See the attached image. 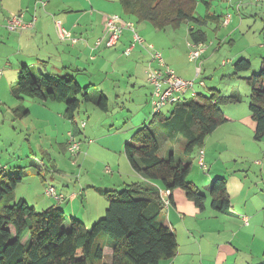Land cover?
Returning <instances> with one entry per match:
<instances>
[{"label":"crops","instance_id":"obj_1","mask_svg":"<svg viewBox=\"0 0 264 264\" xmlns=\"http://www.w3.org/2000/svg\"><path fill=\"white\" fill-rule=\"evenodd\" d=\"M119 1L0 0L1 9L5 13L3 16V25L5 19L11 14L22 13L24 20L27 22L33 16L36 17L32 28L17 32H8L4 29L7 37L4 35L3 30H0V38L3 39L5 36L7 42L13 48L11 54L8 56V60H6V66L9 69L5 70L3 67L2 72L0 71V76L2 77L0 79V85L3 82H10L11 79H15L16 82L19 68L22 65H27L52 76H60L65 73L73 74L82 86L92 85L99 92H102L107 98V101L110 95L105 90L106 86H109L113 90L112 93L115 94L116 98L126 95L131 96L134 92H137V98L143 96L145 105L141 120L139 118L137 120L133 119L131 121L133 125L129 127V132L118 137L116 142L111 134L104 136L103 140L107 141L111 137L112 140L102 148L108 153L115 154L113 158L110 157L105 161L108 163L106 167L115 169V172L108 171L105 167V173L108 177L104 183L106 187L104 190H118L123 188L124 185L145 181L140 174L131 168L123 154V147L124 143L132 136L137 128L150 120L147 121L150 117V114H148L147 100H149L151 106L152 90L149 88L151 85L147 81L146 70L149 66H157L151 60V52L153 49L162 55L165 65L172 69L179 77L185 80L195 79L193 71L179 67L176 61L178 54L180 56L183 54L184 47L186 53H188V43L190 42H184V47L178 52V48L171 41L172 36L175 35L164 33L168 36V42L165 45L160 44L159 34L161 32H167L171 28L160 31L152 28L148 23L135 24L133 21L127 20L124 17L123 19L126 21L133 22L137 33L144 41L143 47L134 46L131 48L132 34L129 30H124L115 46L106 48L103 45L106 39L103 31V20L111 14L121 16L122 11ZM204 1L209 2L211 7L212 0ZM40 2H45L46 4L42 6ZM200 2L203 3V0H200ZM220 4L222 5V9L220 10L221 14H212L218 17L215 25L200 27L192 23H185L187 24V35L189 29H201L207 37L206 29L211 28L214 32H217L222 28L224 34L219 33L217 36L219 45L215 49L216 56L217 52L221 50L222 44H228L232 47L237 44L236 37L244 39V36H235L237 33H241L242 35L244 33L241 32L242 24H236L230 13V7L231 10H236L238 15H240V11H244L247 14L250 11V16H255L257 21L263 22L258 29H255L254 33L251 29L253 34L257 33L260 35L258 38L260 41L256 42V40L252 39L251 42H241L240 46L243 49L230 55L232 73L227 75V77L232 81V85L226 86L223 88L225 89L223 91L237 93L241 97L240 91H243L241 84L245 85L243 79L249 76H241L240 74L242 73L233 76V64L239 58H245L251 62L252 69L253 63L258 64L259 62L260 65V60L264 57V0H220ZM204 16L205 14L198 17ZM227 18L228 22L225 23ZM58 25L64 30L69 31L71 36L77 39V42L61 41L57 34ZM250 28L251 26H247L245 30ZM99 40L102 43L100 46H96V42ZM171 45L172 48L169 47ZM203 45L204 48L200 54V60L205 58V54L208 51L206 50V44ZM150 46L152 49L149 48ZM251 57H254L255 60L251 61ZM34 64H37V66H33ZM74 70L79 71L75 74ZM197 78L200 79V76ZM203 83V86L197 84L198 88L196 89L195 87L196 93L204 95V91L202 90H207L208 94L205 96H209L210 90L214 88H208L206 83ZM147 84L150 86L147 87ZM13 86L9 87L11 97V88ZM219 89L215 90L222 93V90ZM140 90H142V93H139ZM187 93L182 96V101L189 100L185 99ZM241 102L242 97L241 101L237 104L221 106V111L228 118V121L217 127L207 136L202 147L199 148L203 150L205 168H200L198 165L199 149H195L191 156V169L193 167V159H195V168H199L201 171L198 173L196 171L187 178L195 188L199 191L200 189H204V193H208L209 195V188L213 179L223 177L226 180V189L231 208L227 214H219L210 207L209 197V203H207L206 199L203 210H199L191 201L187 200L181 190H175L172 194L166 190L161 192L163 200L169 199L170 195L171 200L167 207L163 205L159 218L164 225L174 232L178 248L175 257L169 261H162L160 264H264V150H261L258 156L253 155V159H260V162H258L259 160H255L253 165H251L249 151L251 150L254 122L249 110L246 111L242 107H240L241 109L237 107L241 106L239 105ZM48 104L58 103H37V106L45 110L41 114L47 117L46 120H42L45 123V128L50 126L54 119L53 113L48 110L49 108L56 110V119L66 120V123L71 125L64 117V107L60 109V107H53ZM32 106L34 107L36 105ZM171 109L172 107H167V112L164 114L168 116V112ZM62 111L63 115L61 116ZM29 114L30 110L28 109L26 116L16 118L12 113V117L15 120H21L28 117ZM146 115H148L147 118H145ZM139 121H141V124L138 125ZM77 125L79 127V124ZM84 130L85 134L91 132V128L87 124L81 129V133ZM133 130L134 132H132ZM69 133L67 134L68 137ZM99 139L103 141L101 138ZM261 141H264V137ZM246 142H250L249 146L245 145ZM54 143L57 145V137L47 138L46 141H43L44 146H40V148L46 149L44 147H52ZM91 143L88 142V152H90L91 147L89 145ZM60 151L67 154V144L61 145ZM169 151L172 150L170 148L166 149L164 156L159 157H166ZM82 161L88 162L87 159H83ZM93 163L95 165L98 164L94 161ZM36 166H38V169L40 168L39 164ZM233 167H237V169L232 172H227L230 168L233 169ZM0 168L4 170L6 166L1 167L0 164ZM51 168L55 171L54 164H51ZM203 172H207V176ZM84 179V177H81L79 181L76 180L75 182L62 181L57 191L64 195L65 200L67 199L65 204L70 202L69 205L71 207L69 208L74 209V215L87 225L93 221L92 219H98L103 215L106 202L99 194V191H103V189H95L99 196L96 199L92 195L95 194L92 193L95 191L92 179ZM209 180H211L210 185L203 187ZM61 186L63 188L65 187V190H61ZM83 186L89 189L84 192ZM78 197L85 200V210L89 208L88 202L93 207L84 219L79 216L80 212H78L79 208L77 207L78 199H76ZM51 202L52 204L50 206H58L54 200L51 199Z\"/></svg>","mask_w":264,"mask_h":264},{"label":"trees","instance_id":"obj_2","mask_svg":"<svg viewBox=\"0 0 264 264\" xmlns=\"http://www.w3.org/2000/svg\"><path fill=\"white\" fill-rule=\"evenodd\" d=\"M119 2L122 18L135 24L148 23L160 31L167 28L176 30L183 23L200 27L215 25L218 19L209 13L204 17L195 16L196 0ZM203 4L210 7L207 1L203 0ZM133 29L137 33L134 24ZM188 37L193 44H206L207 41L201 29H189ZM233 69V76L248 72L251 62L239 58ZM78 71L74 70V73ZM243 81L249 87L248 110L254 122L253 140L259 142L264 137V57L260 60L259 72ZM91 87L82 86L73 74L52 76L22 65L11 88V95L17 101L12 113L16 118L26 116L25 100L62 104L64 117L71 123V133L76 137L86 125L81 122L78 127L74 122L81 104L90 103L100 111H108L105 95L98 90L91 93ZM240 101L237 93L226 95L211 89L209 96L196 94L192 99L169 105L172 109L168 116L162 112L163 108L152 113L150 120L140 125L123 147L131 168L145 181L127 184L118 190L99 191L106 208L90 228L83 221L70 218L66 229L64 213L58 206L37 212L23 199L15 201L16 187L26 174L23 168H17V173L8 176L0 168V264H160L171 260L178 245L174 232L159 218L163 208L161 192L166 190L172 194L181 190L187 200L203 210L206 196L187 179L191 156L195 149L202 147L207 136L228 121L221 106ZM157 123L162 125L161 133L167 139L174 140L178 136L183 139L179 160L172 151L164 158L158 156L160 146L153 130ZM209 197L210 207L215 212H229L231 203L223 177L212 181ZM168 200L170 202L171 195ZM25 236L27 240L22 243ZM105 247L111 250L108 263L102 262Z\"/></svg>","mask_w":264,"mask_h":264},{"label":"rangeland","instance_id":"obj_3","mask_svg":"<svg viewBox=\"0 0 264 264\" xmlns=\"http://www.w3.org/2000/svg\"><path fill=\"white\" fill-rule=\"evenodd\" d=\"M222 5L220 4V0H212L211 7L206 8V5L201 3L200 0H197V6L195 10V16H203L205 13L210 14H221ZM230 13L232 14L236 24H242V31L244 34L237 33L235 36L239 35V37L244 36V39L236 37L235 40L237 41L236 45L230 47L228 44H222L221 50L217 52L215 56V49L219 45V41L217 36L220 34H224V31L219 29V31L214 32L211 28L206 29L208 41L206 43V50H208L205 54V58L202 60H198L196 63L189 62L187 59V53L184 47V42H189L188 35H187V24H182V26L177 30L168 29L167 32H161L160 35V44L165 45L168 42V36L164 33H170L172 35V44L176 45L178 48V52L180 49L184 47L183 54H178L177 58V65L182 67L183 69H189V71H193L195 75V68L196 66L200 67V79L198 78L197 81L205 82L208 88L217 89L220 88L222 93L229 94L228 91H223L226 86L232 85V81L229 80L227 75L232 73V63L230 55L233 53L243 49L240 46L241 42L247 41L251 42L252 39L260 41L258 38L260 35L257 33L253 34L255 29H258L260 25H262V21H257L255 16H250L249 14L245 13L244 11H240V15L237 14L236 10H231L229 8ZM229 14V13H228ZM5 13L1 9L0 3V30H3L4 35L7 37V33L5 32V28L3 25V16ZM121 16H123L121 14ZM247 26H251L250 29L245 30ZM253 33H252V31ZM186 34V40H185ZM6 37L4 36L3 39L0 38V71L2 72L3 67L5 70H8L9 67L6 66V60H8V56L11 54V44L7 42ZM174 38V39H173ZM4 42V43H2ZM172 48V45L169 46ZM255 60L254 57H251V61ZM15 61V60H14ZM175 61V59H174ZM35 62V61H34ZM253 63V62H252ZM33 66H37L34 64ZM260 70L259 62L258 64L252 65V69L249 72H244L240 74L241 76H250L252 73H258ZM2 77L0 76V79ZM16 78V77H15ZM7 80V79H6ZM14 80V81H12ZM1 83V82H0ZM15 83V79H11L10 82H3L0 85V164L1 167L6 166L4 169L5 174L10 176L11 174L17 173V168L22 167L23 171L25 172V177L21 184L16 187L15 190V201L19 199L25 200L30 206L34 207L37 212H41L45 210L48 206L52 204L51 199L48 198L45 193V185L53 186L56 190L60 186L62 181L68 182H75L76 180H80L81 177H84L86 180L92 179V184L94 190L106 189L104 183L107 180L105 167L108 164L106 159L110 157H114L115 154H111L106 152L102 147L108 145L109 141L112 140V137L109 140L105 141L104 136L107 134H111L113 139H118V137L123 136L125 133H128L129 127L133 125L131 121L134 119L141 120V116L144 111V98L140 96L139 98L136 97V93L134 92L131 96L126 95L124 97L116 98L115 94L112 93L113 90L109 86L105 87L106 92L110 95L108 100V111L103 112L95 108L90 103H83L79 108L78 116H75L76 124H80L81 122H85L88 127L91 128V132L85 134V130L78 134L75 137V140L80 143V150L79 156H72L70 153L67 154L60 151V146L63 144H67L69 137L68 133L72 131V127L70 124L66 123V120L63 119H56V110L49 108L53 113L54 119L50 126L47 128L44 127V121L47 117L41 115L45 110L41 109L40 106H37L38 102L33 100H26L23 105L30 110V114L28 117L19 119H13L12 117V108L16 106V101L10 96L9 94V87L13 86ZM149 87L150 85L147 84ZM243 91H240L242 102L239 104L241 106H237L239 109L240 107L246 109L248 111L249 105V87L244 84H241ZM197 87V84L196 86ZM151 90L153 89L150 86ZM195 89V88H194ZM219 89V90H220ZM246 89V93H245ZM98 89L91 87L90 92H94ZM204 91V96L208 94L207 90ZM139 93H142L140 90ZM203 93V92H201ZM185 99H192L187 93L185 95ZM148 101V109L150 117L152 115V109ZM36 103V104H33ZM36 105V106H32ZM53 107H60L63 109L62 104H48ZM231 105V104H229ZM167 107L170 108L169 105L163 107L162 112H167ZM222 110V107H221ZM147 114V113H146ZM63 115V111L61 112V116ZM146 115L145 118H147ZM147 119V121L150 119ZM146 121V122H147ZM141 124L139 121L138 125ZM137 125V126H138ZM53 129V131H52ZM135 130V129H134ZM134 130L132 132H134ZM155 132V138L157 139L160 150L158 151V156L163 157L166 149L170 148L172 153L174 154L176 160H179L182 157V150H183V139L181 137H176L173 141H169L166 136L164 137L161 133L162 127L159 123L155 125L153 128ZM131 132V133H132ZM103 136V137H100ZM54 138L57 137V145L54 143L52 147H44L46 149H41L40 146L43 145V141H46L47 138ZM103 141H100V139ZM106 138V137H105ZM43 140V141H42ZM88 142H92L89 146L90 152L87 150ZM251 150L249 151V161L251 165L255 160L260 159H253V155H259L261 150H264V141L256 142L252 138L251 142ZM250 142H246V146H249ZM45 150V151H44ZM195 158V157H194ZM83 159H87L88 162H83ZM93 161L97 164L95 165ZM105 162V163H104ZM40 168L38 169V166ZM51 164H54L55 171L51 168ZM44 165V168H43ZM234 166V165H233ZM196 167V160L193 159V167L189 175L195 173L197 171L200 172L201 169L195 168ZM229 168V167H228ZM106 169L111 172H115V169ZM237 167H233V169H229L227 172L235 171ZM207 176V172H203ZM108 175V173H107ZM188 175V176H189ZM226 176V175H225ZM84 179V180H85ZM213 179V178H212ZM211 179V180H212ZM211 180H209L206 185L203 187H207L210 185ZM214 180V179H213ZM61 190H65L63 186L60 187ZM84 188V186H83ZM89 188L85 187L84 192L87 191ZM96 190L93 191V197L96 199L99 197L96 193ZM200 192L207 197V203H209V195L208 193H204V189H200ZM87 198V197H86ZM77 200V207L78 212H80V218H86L90 210L93 208L92 205L88 202V210H85V200H82L80 197L76 198ZM64 200L61 203L55 202L59 208L62 209L65 221L63 223L66 229L69 228V219L75 218L76 216L74 209L69 208L70 202ZM88 201V199H87ZM54 204V203H53ZM65 204V205H64ZM77 213V212H76ZM75 216V217H74ZM78 219V217H76ZM87 227L90 228L92 224L97 219H92ZM27 240V236L22 243H25ZM104 263H108L111 261V250L109 247L104 248Z\"/></svg>","mask_w":264,"mask_h":264},{"label":"built area","instance_id":"obj_4","mask_svg":"<svg viewBox=\"0 0 264 264\" xmlns=\"http://www.w3.org/2000/svg\"><path fill=\"white\" fill-rule=\"evenodd\" d=\"M44 6L45 2H40ZM36 21V17L33 16L30 21H25L22 13H16L9 15L4 22V27L8 32H17L32 28ZM228 22V18L225 23ZM124 30H129L132 32V43L131 48L135 45L142 46L144 45L143 39L134 31L133 24L129 21L124 20L118 14H111L104 18L103 20V31L106 39L103 42V45L106 48H111L116 45L120 37L122 36ZM57 34L61 41H69L71 43H76L77 39L71 36V33L67 30L61 28L60 25L57 26ZM102 41H97L96 46H100ZM152 49V47H149ZM204 48L203 44H193L188 43V53L187 59L189 62L196 63L202 53ZM151 60L157 66H149L146 70V77L148 83L152 86V95H151V105L152 112L158 113L166 105H172L182 101V96L189 92L190 97L196 96V90L194 89L195 84L203 86L202 81L197 82L196 80H185L179 77L172 69L167 67L164 63L162 55L153 49L151 52ZM200 74V67L196 66L195 68V77H198ZM80 150V143L75 140V137L72 133H69V140L67 142V151L72 156L78 155ZM198 165L200 168H205L203 161V150H198ZM45 195L54 200L57 203H61L65 200L63 194L59 193L53 186H46L44 189ZM163 205L168 206L169 200H163Z\"/></svg>","mask_w":264,"mask_h":264}]
</instances>
